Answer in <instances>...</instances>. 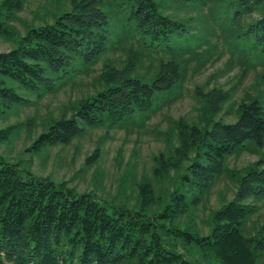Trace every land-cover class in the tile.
Masks as SVG:
<instances>
[{
  "label": "trees",
  "instance_id": "1",
  "mask_svg": "<svg viewBox=\"0 0 264 264\" xmlns=\"http://www.w3.org/2000/svg\"><path fill=\"white\" fill-rule=\"evenodd\" d=\"M26 1L0 0V39L12 41L9 50L0 51V113L28 103L19 90L41 96L55 90L56 80L98 62L119 41L112 36L110 42L109 27L115 22L135 39L121 66L103 61L101 90L71 103L69 117L62 113L45 120L27 148L37 154L71 143L88 128L116 127L171 98L184 79L186 62L178 59L188 50L183 41L198 16L175 12L198 11L207 3L66 0L68 8L55 5L39 14L38 23H24L20 34L11 22ZM216 6L219 16H228V24L235 22L230 38L246 47L242 60L251 53L264 66V0H216L211 10ZM255 11L258 17L246 19ZM150 46H163V51H150ZM143 55L157 56L149 76L137 69ZM200 56L197 69L204 62ZM247 88L252 94L245 91L235 103L236 88L196 87L202 100L197 119L173 120L175 141L169 135L168 151L153 156V180L131 181L133 197L128 193L107 200L78 192L64 181L22 170L19 161L0 153V264H264V215L252 234L244 232L259 209L247 200L264 199V74ZM232 102L235 118L226 122L219 114ZM22 125L26 121L0 128V142ZM246 150L256 152L257 159L242 171H230L234 195L210 213L207 233L194 222L180 221L225 175L227 159ZM100 152L96 146L84 163L96 162Z\"/></svg>",
  "mask_w": 264,
  "mask_h": 264
},
{
  "label": "rangeland",
  "instance_id": "2",
  "mask_svg": "<svg viewBox=\"0 0 264 264\" xmlns=\"http://www.w3.org/2000/svg\"><path fill=\"white\" fill-rule=\"evenodd\" d=\"M57 1L27 0L17 19L11 22L12 26L22 34L24 23L29 21L38 23L39 14L51 12L55 5L67 7L66 0H61L59 3ZM214 1L216 0H207L198 11H174L179 17L198 16L192 20L194 27L191 36L183 41L187 45L185 49L188 50H183L178 59L186 62L184 79L171 98L168 100L163 98L155 102L149 112L128 118L116 127L102 125L88 128L84 135L75 138L67 145L50 147L38 154L32 153L34 150H27L33 138L43 129L46 119L60 116L62 113L69 117L72 113L69 108L71 103L102 89L99 75L104 60H110L117 67L121 66L125 50L132 43L134 44L135 39L128 37L123 29L119 31L121 23L119 21L115 25V22L109 27L110 42L112 36L118 37L119 41L113 44L112 49H108L103 59L101 58L85 71L78 70L69 73L66 78L56 80V88L52 92L37 96V93L19 90L28 103L1 111L0 128L25 121L26 125H22V128L9 140L0 142V153L10 161H19L20 169H30L38 176L64 181L68 187H73L78 192H91L107 200L112 198L119 200L128 193L133 197L135 189L131 188V181L139 180L141 177L153 180L151 174L154 165L153 156L159 151H168L167 137L171 136L170 141H175L173 120L179 117L188 121L197 119L202 100L196 95V87L204 91L214 85L223 89L236 88L233 98L236 103L244 98L245 91L252 94V90L247 88L249 83L264 74V66L261 64L263 60L256 59L251 53L248 54L246 61L242 60V53L246 51V47L230 38V36L234 37L232 28L235 22L228 24V16H219L220 13L217 12L219 6L211 10ZM172 11L170 9L169 13ZM50 17L48 15L49 21H51ZM255 17H258L257 11L246 19ZM135 37L137 39L138 35ZM11 46L12 41L0 39V51L9 50ZM149 49L162 52L163 46L159 48L150 46ZM200 55H204V62L197 69L199 65L197 57H201ZM167 58V54H164L163 59ZM157 62V56L143 55L137 64V69L149 76ZM235 103H228L222 108L219 115L224 121L230 122L235 118L233 110ZM96 146H100L101 151L98 160L85 164L86 157ZM257 156L252 150L230 156L226 161L228 168L225 175L219 178L205 199L180 221L194 222L202 233H207L210 213L234 195L236 183L232 180L230 171L232 169L242 171L249 162L256 160ZM123 180H126V187L122 186ZM167 183L170 188L171 184ZM247 202L259 207L258 211L247 220L244 229L245 234H252L255 224L260 222L264 215V199L249 198Z\"/></svg>",
  "mask_w": 264,
  "mask_h": 264
}]
</instances>
